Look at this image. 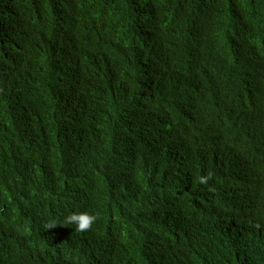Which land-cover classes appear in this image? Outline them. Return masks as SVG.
<instances>
[{
    "label": "trees",
    "instance_id": "obj_1",
    "mask_svg": "<svg viewBox=\"0 0 264 264\" xmlns=\"http://www.w3.org/2000/svg\"><path fill=\"white\" fill-rule=\"evenodd\" d=\"M260 141L264 0H0V264H264Z\"/></svg>",
    "mask_w": 264,
    "mask_h": 264
},
{
    "label": "clouds",
    "instance_id": "obj_2",
    "mask_svg": "<svg viewBox=\"0 0 264 264\" xmlns=\"http://www.w3.org/2000/svg\"><path fill=\"white\" fill-rule=\"evenodd\" d=\"M238 141H240V135L236 137ZM264 141H260L259 143L250 145L246 147L244 151L241 152H247V153H253L259 156H264V146H259ZM254 146H258L256 149H253ZM201 182L206 183L207 180L204 177H201ZM97 217L93 214H90L88 212H73L66 217L63 218L62 222L58 224L57 221L51 220L47 223H45L44 228L45 229H51L56 225H65V226H75V230L78 232H86L89 229H91L92 225L95 223ZM259 219V218H258ZM256 220V219H251Z\"/></svg>",
    "mask_w": 264,
    "mask_h": 264
},
{
    "label": "bare ground",
    "instance_id": "obj_3",
    "mask_svg": "<svg viewBox=\"0 0 264 264\" xmlns=\"http://www.w3.org/2000/svg\"><path fill=\"white\" fill-rule=\"evenodd\" d=\"M58 32H60V30H55V34H58ZM240 69H244V70H249V69H252V70H258L259 69V65H258V62H246L244 64H241L240 65ZM257 94V93H256ZM239 95L241 97H247L245 95H242L239 93ZM251 128H259V126H256V125H248L246 126L244 129H246V132L247 134L248 133H251L253 130H251ZM254 133H259L256 129L253 131ZM259 221L257 223H255V227L254 229L256 230H262L264 228V217L263 216H260Z\"/></svg>",
    "mask_w": 264,
    "mask_h": 264
}]
</instances>
